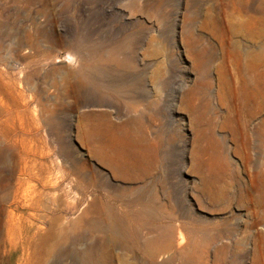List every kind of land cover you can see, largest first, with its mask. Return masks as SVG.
Segmentation results:
<instances>
[{"label": "rangeland", "instance_id": "rangeland-1", "mask_svg": "<svg viewBox=\"0 0 264 264\" xmlns=\"http://www.w3.org/2000/svg\"><path fill=\"white\" fill-rule=\"evenodd\" d=\"M238 1L0 0V97L8 105V110L0 115V205L7 209L13 154L23 138L37 150L49 152L44 159L50 167L49 179L60 184L58 193L68 194L70 201L76 202L85 185L70 183L69 172L77 171L85 162L86 173L119 187L121 181L113 177L101 156L92 153L79 134L84 130L86 113H90L88 121H102L105 113H111L120 123L135 114L143 116V120L150 116L144 108L134 113L127 106L124 91L131 79L142 87L147 83L155 95L153 136L161 139L158 153L163 159L158 174L165 176L172 197L171 207L157 205L158 216L152 224L160 226L175 215L186 222L189 247L198 246L195 256L191 250L173 249L151 262L138 250V245L148 249L150 245L145 243L153 238L147 237L146 228L139 231L140 236L130 237L131 247L126 250L121 240H104L105 234L92 231L84 223L77 233V243L69 242L67 252L48 257L46 264H182L185 255L187 264H264V242L257 236V230L264 226L254 224L249 210L236 203L239 191L235 192V200L225 206L215 205L198 190L199 177L193 167L195 128L193 117L186 110L190 91L199 77H205L210 84L205 90L213 103L202 122L215 119L216 113L220 115L218 122L222 119L224 109L218 106L217 95L230 97L239 44H223L218 37L222 27L214 24L212 15L232 17L236 23L233 30L241 34ZM247 1L254 19H263V25L259 23L255 30L244 31L240 45L264 61V0ZM192 12L197 15L196 29L202 30L206 39L213 37L217 52L204 76L182 36L184 17ZM72 73L85 77L78 89H74L78 78ZM202 91L197 94L199 111ZM16 115L32 132H21ZM5 119L9 120L8 125ZM227 144L233 163L240 168L241 156L232 153L229 139ZM98 146L95 141L93 149ZM32 183L36 184L24 182V187L31 190ZM47 191L45 203L51 205L53 193ZM164 198L160 194L162 201ZM89 205L74 208L71 213L62 211L67 217L63 225L76 222ZM93 215L95 211L88 218ZM48 224V218H31V234H42ZM10 242L4 212L0 216V264H23L27 257L37 264V253L32 252L31 244L23 252L20 239L13 250ZM102 243L103 249H96ZM86 246L93 251L85 252Z\"/></svg>", "mask_w": 264, "mask_h": 264}, {"label": "bare ground", "instance_id": "bare-ground-1", "mask_svg": "<svg viewBox=\"0 0 264 264\" xmlns=\"http://www.w3.org/2000/svg\"><path fill=\"white\" fill-rule=\"evenodd\" d=\"M237 4L241 10L238 17L241 34L233 30L236 23L232 17L217 18L212 15L214 24L222 27L218 37L223 44L229 41L233 42L232 44L236 42L239 44L236 46L234 60L236 72L230 86V97L223 93L217 95L218 106L224 109L222 119L218 122L220 115L216 113L215 119L208 118L206 122H202L205 112L213 103L205 90L210 85L205 77H199L196 87L190 91L186 110L192 115L195 128L193 149L196 157L193 167L199 177L198 190L204 196H208L215 205L225 206L235 200V192L239 191L240 197L236 203L249 210L254 224H261L263 227L264 61L256 59L253 52H247L240 45L244 31L246 33L255 30L256 24L259 23L263 25V19L258 21L254 19L247 0H239ZM196 16L194 12L185 15L182 36L189 54L201 72H204L202 73L204 76L207 66L217 56V52L213 37L206 39L204 32L196 29ZM226 51L227 49L223 52L224 57ZM245 55L251 57L248 59ZM71 76L78 78V83L76 81L74 84V89H78L85 77H78L73 73ZM125 87L127 106L134 113L144 108L150 116L143 120V116L135 114L137 116L134 118L120 123L111 113H105L102 121L96 118L95 121H88L90 113H86L83 114L86 121L84 130L79 134V137L89 145L91 152L101 156V161L111 169L113 177L121 181L119 187H113L108 180H104L106 182L104 184V181L97 179L95 174L86 173L84 168L88 163L85 162L80 169L74 166L77 171L69 172V175H72L70 183L77 186L85 185L83 192L78 193L76 202H72L68 194L58 193L60 184L52 183L49 179L50 167L44 161L49 152L37 150L32 142H27L24 138L17 145L13 154L14 163L11 169L13 181L8 186L7 209L0 205V216L6 212L12 250L20 239L23 252H26L31 244L32 252L37 253V264H46L48 257L67 252L69 242L75 245L79 228L87 223L92 231L105 234L104 240H121L126 250L131 247L130 237L133 234L140 236L139 231L146 228L147 237L153 238L145 243L150 245L148 249L138 245V250H141L151 262H154L158 255L162 258L166 252L173 249L178 252L191 250L192 256L197 255L194 252H197L198 246L190 248L188 245L186 222L179 220L175 215H170L166 223H161L160 226L152 224V219L158 216L157 205L171 207L172 199L165 176L161 177L158 174L163 159L158 153L162 144L161 139L153 136L152 112L156 100L147 83L142 87L130 79ZM201 91L203 98L199 111L197 94ZM5 110H8L7 102L0 97V115L4 114ZM16 118L19 119L21 132H32L31 127L28 129L24 127L21 117L16 115ZM4 123L8 125L9 120L5 119ZM228 139L232 144V153L242 158L240 168L232 161ZM95 141L99 144L97 149H93ZM24 182L36 184L32 183L33 188L29 190L24 187ZM90 188L93 189L91 192L88 191ZM47 190H52L53 193L51 205L45 203V197L49 194ZM160 194L164 195V201L160 199ZM86 203L90 205L85 213L70 226H64L67 217L62 211L71 213L74 208ZM41 210L45 213L38 212ZM92 211H95V215L88 218ZM36 216L49 219L48 227L42 234L39 231L31 234V218ZM136 223H139V226L135 225ZM257 236L264 242V227L257 230ZM104 245L102 243L96 249H103ZM92 251V247L85 249V252ZM26 259L23 264H32L28 257ZM186 262L185 255L182 264H187Z\"/></svg>", "mask_w": 264, "mask_h": 264}]
</instances>
